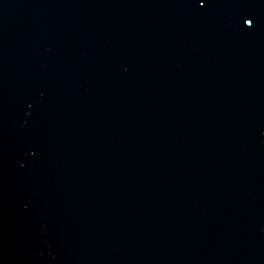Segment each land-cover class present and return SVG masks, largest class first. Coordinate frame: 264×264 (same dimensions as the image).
I'll return each mask as SVG.
<instances>
[{"label":"water","instance_id":"1","mask_svg":"<svg viewBox=\"0 0 264 264\" xmlns=\"http://www.w3.org/2000/svg\"><path fill=\"white\" fill-rule=\"evenodd\" d=\"M0 264H264V0H0Z\"/></svg>","mask_w":264,"mask_h":264},{"label":"snow or ice","instance_id":"2","mask_svg":"<svg viewBox=\"0 0 264 264\" xmlns=\"http://www.w3.org/2000/svg\"><path fill=\"white\" fill-rule=\"evenodd\" d=\"M197 3L199 4V6L203 7L205 0H193V6H196ZM240 21H242V26H247L248 29L253 28L254 17L246 18L244 16H241L240 20L237 21L238 26H241Z\"/></svg>","mask_w":264,"mask_h":264}]
</instances>
